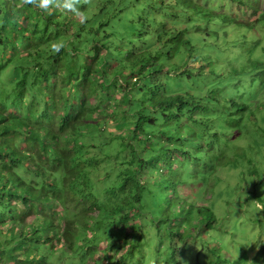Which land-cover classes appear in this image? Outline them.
<instances>
[{"label": "trees", "instance_id": "16d2710c", "mask_svg": "<svg viewBox=\"0 0 264 264\" xmlns=\"http://www.w3.org/2000/svg\"><path fill=\"white\" fill-rule=\"evenodd\" d=\"M3 1L9 2L4 9L0 7V16L3 17L0 46L7 43L21 47L27 38L39 39V43L34 44L37 49L44 45L43 39L47 38V46L44 45L41 50L54 51L52 44L62 45L57 21L44 19L47 24L57 26L58 29L54 28V33H51L49 27L42 29L40 20H35L32 12L42 11L40 8L31 4H23L19 8L22 0H0V4ZM235 1L240 4L243 0L227 2ZM243 4L248 6L247 3ZM218 7L222 11L225 9L222 4ZM224 12L222 15L227 16ZM214 16L222 18L216 13ZM29 17L33 18L32 23ZM39 17L42 19L43 15ZM261 17H264V10ZM114 19L117 18L103 17L97 26L87 21L77 34L73 33L72 28L68 29L69 36H76L78 40L75 43L78 47L72 46L76 56L65 47H61L57 53L45 52V57L39 62L33 61L32 70H24L23 76L16 81L20 91L15 101L9 93H0V264H50L54 255L59 262L52 264H82L81 248L85 239L81 236L84 237V231L109 226L113 217H116L120 228L115 239H122L123 244L128 243V233L121 235V232H126L128 225L140 232L139 225L146 216L153 228L160 232L161 245L162 226L157 223L159 213H162L159 217L165 224H168V219L175 221L173 210L164 209L166 204L157 190L164 184L172 186L162 181L166 172L172 169L190 170L191 152L174 145L172 139L177 136L167 131L172 129L168 127L170 122L182 121L185 116L197 111L192 104L198 102L194 98L188 99L194 94L186 84L185 93L178 91L181 78L190 73L189 70L180 73L177 64L176 72V68L172 69L171 66L168 70L155 63L148 66L150 61H135L137 49L130 50L119 45V40L127 38L110 31L114 27ZM8 21H12L16 29L20 27L24 30L23 27H27L31 30L30 33L29 30L24 31L20 46L5 38ZM84 45L91 47L89 50L96 57L81 58ZM185 45L191 46V42L186 40ZM102 51L104 54L101 55ZM27 53L25 51L23 55L29 57ZM107 53H112L116 61H111V55ZM113 62L115 65H112ZM147 66L163 72L165 79L151 78L149 81L146 72L141 75ZM112 77L114 80L109 81ZM65 84H68L72 99L63 97L59 88L52 91V86ZM109 92L119 94L122 99L107 101L106 94ZM260 111L264 117V101ZM90 113L92 117H88ZM112 116L115 117L116 126L110 125L109 118ZM249 117L256 125L253 121L256 120V113L250 111ZM126 126L129 127L124 130ZM260 128L257 126L255 136L264 144V132L262 134ZM95 144L108 152V166L115 156L122 155L124 159L116 161L125 167L118 174V180H114L110 186L108 182L102 189L97 188L95 179L101 160L95 154L91 155ZM115 168L112 163L109 170L117 173L118 169ZM150 169L162 174L158 185L147 183L152 175ZM97 189L100 195H97ZM203 210L198 209L196 237L188 238V232L180 231L177 226L172 227V223L166 228L165 233L169 231L172 235L171 244L167 247V253L158 251L156 264H185L179 256V244L186 239L201 240L207 231L202 226L206 224L214 229L213 223L217 224L212 211L208 212L206 219H201ZM97 234L92 235L93 241L86 246L83 256L84 260L91 257L94 263L99 259L95 253L100 237ZM52 239H58L59 249L56 245L51 247L48 244ZM86 239L89 240L88 236ZM115 239L110 250L119 246ZM138 245L129 244L120 248L122 252L126 251L123 256H133L132 251ZM211 249V255L215 256L213 264H242L239 259H230L215 247ZM110 250H106V253ZM75 258L79 260L71 262Z\"/></svg>", "mask_w": 264, "mask_h": 264}, {"label": "rangeland", "instance_id": "374dc122", "mask_svg": "<svg viewBox=\"0 0 264 264\" xmlns=\"http://www.w3.org/2000/svg\"><path fill=\"white\" fill-rule=\"evenodd\" d=\"M193 1L92 0L91 5L80 6L85 13L81 17L54 8L46 12H32L37 18L35 20H40L41 28L47 26L51 33H54L57 26L47 24L46 21L59 23L60 43L68 52L70 49L72 51V46L78 47L75 44L78 42L77 37L69 36L68 29L72 28L73 33L77 34L87 21L92 25L96 23L97 26L103 17L117 18L112 23L113 29L109 30L119 37L127 38L119 40V45L130 50L136 48L138 52L134 58L138 63L150 61L148 66L155 63L168 70L170 66L172 69L176 68L177 64L180 73L189 70L190 74L181 78L182 84L178 91L185 93L186 84L194 94L188 99L194 98L198 102L196 105L192 104L194 101L191 103L196 106V112L185 116L182 121L170 122L168 125L172 128L167 130L168 133L177 136V140L172 139L174 145L189 150L192 162L189 164L190 170L165 171L162 181L171 183L172 186L164 184L157 190L166 204L164 209L173 210L175 220L172 222L168 219V224H165L159 217L162 213H159L157 223L162 226L161 245L160 236L158 237L160 232L153 228L154 225L150 224L151 220L146 216L144 222L139 225L140 232L132 230L129 225L126 232H121V235L128 233V243L123 244L122 239H115L120 228L116 217H113L108 223L109 226L86 232L83 230L85 235L81 238L85 239V243L81 248L82 264H148L156 260L158 251L167 253L172 235L170 236L169 231L165 233V230L171 223L172 227L177 226L180 231L188 232V238L196 237L198 228L195 226L199 220V208H204L201 219H206L208 212L212 211L218 225L213 223L214 229H210L206 224L202 226L203 229L207 228V231L201 240L186 239L180 244L176 242L180 246L179 256L185 264L215 263V256L211 255V248L214 247L226 253L230 259H239L242 264H248L249 261L252 264H264V144L255 136L257 126L262 127V134L264 132V117L260 111L264 101V17H261L264 0H243L240 4L237 1L228 3V0ZM8 2H1L0 7L4 9ZM219 4L225 7L223 11L227 16L222 15ZM256 6L259 9L255 10ZM214 13L222 18L214 16ZM40 14L43 15L42 19ZM2 19L0 16V25ZM32 19H29L31 23ZM23 28L24 30L20 27L16 29L13 22L8 21L5 26V38L20 46L24 31L31 32L29 28ZM43 40L46 45L47 38ZM186 40L191 42V46L185 45ZM38 43L39 39L27 38L21 43L22 48L7 43L0 46V93H9L15 98L13 101L19 96L20 90L16 87V81L23 76V71L32 70L33 61L39 62L45 57V52L57 53L55 50H41L43 44L38 49L35 48L34 44ZM83 49V54L79 53L81 58L96 57L95 53L90 52L91 47L84 45ZM25 51L30 54L29 57L23 55ZM107 54L111 55V61H116L112 58V53ZM112 65H115V62ZM148 66L141 75L146 72L149 81L151 78L165 79L163 72ZM111 80H114L113 77L109 81ZM109 81L107 80L108 83ZM57 88L61 90L63 97H73L70 96L68 84L52 86V91ZM170 94L169 92L168 95ZM106 98L111 102H114L115 98L122 99L119 94L112 92L106 94ZM250 111L256 113V120H253L256 125L250 120ZM92 115L90 113L85 117ZM114 120L113 116L109 118L111 126L117 125ZM179 138L181 139L178 141ZM95 146L91 155L95 154L101 160L95 179L97 178V188L102 189L108 182L110 186L114 180H118V174L124 171L125 167L116 161L124 159L122 155L113 157L111 161L115 169H118L117 173H113L109 170L112 163L109 166L107 164L108 152L102 151L97 144ZM150 170L152 175L147 183L158 185L162 174L154 169ZM96 193L101 194L98 189ZM95 233L100 237L97 239L99 242L95 251L99 259L94 263L91 257L84 260L83 256ZM87 236L89 240L86 239ZM113 239L117 240L119 246L110 250ZM137 243L139 245L132 251L133 256H123L126 251L122 252L120 248ZM48 244L51 247L56 245L58 249L60 247L58 239H52ZM173 244L176 245L175 242ZM106 250L110 251L106 253ZM50 260V264L59 262L55 255ZM78 260L75 258L71 262Z\"/></svg>", "mask_w": 264, "mask_h": 264}, {"label": "clouds", "instance_id": "9594fccd", "mask_svg": "<svg viewBox=\"0 0 264 264\" xmlns=\"http://www.w3.org/2000/svg\"><path fill=\"white\" fill-rule=\"evenodd\" d=\"M22 4H31L42 11H48L50 8H54L58 11H63L66 13H71L75 17L84 16V11L81 10V5H91L92 0H22ZM62 45L54 44L53 48L55 51H59ZM151 264H156L153 260ZM248 264H252L251 261Z\"/></svg>", "mask_w": 264, "mask_h": 264}]
</instances>
